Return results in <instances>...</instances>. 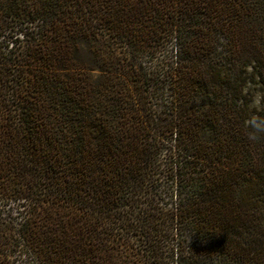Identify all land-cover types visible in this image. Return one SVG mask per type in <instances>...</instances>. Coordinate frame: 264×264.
<instances>
[{"label": "trees", "instance_id": "trees-1", "mask_svg": "<svg viewBox=\"0 0 264 264\" xmlns=\"http://www.w3.org/2000/svg\"><path fill=\"white\" fill-rule=\"evenodd\" d=\"M253 121L264 0H0V264H264Z\"/></svg>", "mask_w": 264, "mask_h": 264}, {"label": "rangeland", "instance_id": "rangeland-1", "mask_svg": "<svg viewBox=\"0 0 264 264\" xmlns=\"http://www.w3.org/2000/svg\"><path fill=\"white\" fill-rule=\"evenodd\" d=\"M250 90L252 91L253 97L251 104L259 106L260 92L256 86H251Z\"/></svg>", "mask_w": 264, "mask_h": 264}, {"label": "clouds", "instance_id": "clouds-1", "mask_svg": "<svg viewBox=\"0 0 264 264\" xmlns=\"http://www.w3.org/2000/svg\"><path fill=\"white\" fill-rule=\"evenodd\" d=\"M252 125L253 128L256 129L257 131H264V121H259V122L253 121Z\"/></svg>", "mask_w": 264, "mask_h": 264}]
</instances>
